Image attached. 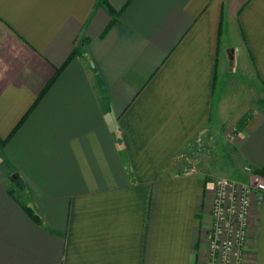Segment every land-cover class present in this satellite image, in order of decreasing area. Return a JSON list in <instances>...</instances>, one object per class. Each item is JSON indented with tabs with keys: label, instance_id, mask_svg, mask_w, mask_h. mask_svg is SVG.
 <instances>
[{
	"label": "crops",
	"instance_id": "1",
	"mask_svg": "<svg viewBox=\"0 0 264 264\" xmlns=\"http://www.w3.org/2000/svg\"><path fill=\"white\" fill-rule=\"evenodd\" d=\"M231 124L264 174V0H0V264H207L215 184L181 157ZM249 223L264 264V193Z\"/></svg>",
	"mask_w": 264,
	"mask_h": 264
},
{
	"label": "built area",
	"instance_id": "2",
	"mask_svg": "<svg viewBox=\"0 0 264 264\" xmlns=\"http://www.w3.org/2000/svg\"><path fill=\"white\" fill-rule=\"evenodd\" d=\"M245 171L251 181L240 191L226 178L215 182L207 264H244L243 248L249 240L251 209L257 195L264 193V174L253 172L250 167H245Z\"/></svg>",
	"mask_w": 264,
	"mask_h": 264
},
{
	"label": "rangeland",
	"instance_id": "3",
	"mask_svg": "<svg viewBox=\"0 0 264 264\" xmlns=\"http://www.w3.org/2000/svg\"><path fill=\"white\" fill-rule=\"evenodd\" d=\"M241 80L242 75L239 69L238 72L231 74L222 82L216 99L220 100L224 96L225 101L230 104L229 106L232 105L231 107H233L241 99V95L246 89L244 88L243 90V82ZM250 94H252V90H250ZM236 131V124L229 125L225 130L222 127H217L212 129V133L207 131L199 136L196 143L190 144L181 159L187 160L191 164L194 163L193 169L195 171L201 170V172H204L205 169L211 170L212 176L210 179L214 181V184L218 179L226 178L233 182L235 188L240 191L242 186L250 184L251 178L249 177L245 180L240 176L241 173L235 169V164L234 167L232 164L231 151L227 147L230 140L235 137Z\"/></svg>",
	"mask_w": 264,
	"mask_h": 264
},
{
	"label": "trees",
	"instance_id": "4",
	"mask_svg": "<svg viewBox=\"0 0 264 264\" xmlns=\"http://www.w3.org/2000/svg\"><path fill=\"white\" fill-rule=\"evenodd\" d=\"M112 10V9H111ZM78 52H74L72 55H71V57L69 58V60L68 61H70V59H72L76 54H77ZM58 73V72H57ZM46 91V90H45ZM44 91V92H45ZM43 92V93H44ZM245 119H243L242 120V122H241V126L245 123ZM6 144V141H4V140H2L1 138H0V156H1V152H2V149L4 148V145ZM260 174H263L262 172H259ZM34 216V215H33ZM35 217V216H34Z\"/></svg>",
	"mask_w": 264,
	"mask_h": 264
}]
</instances>
